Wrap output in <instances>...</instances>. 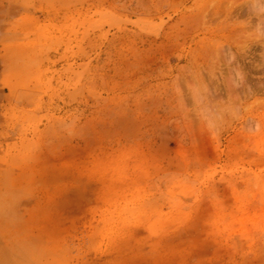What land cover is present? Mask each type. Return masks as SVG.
<instances>
[{
  "label": "rangeland",
  "instance_id": "obj_1",
  "mask_svg": "<svg viewBox=\"0 0 264 264\" xmlns=\"http://www.w3.org/2000/svg\"><path fill=\"white\" fill-rule=\"evenodd\" d=\"M15 255L264 264V0H0Z\"/></svg>",
  "mask_w": 264,
  "mask_h": 264
},
{
  "label": "crops",
  "instance_id": "obj_2",
  "mask_svg": "<svg viewBox=\"0 0 264 264\" xmlns=\"http://www.w3.org/2000/svg\"><path fill=\"white\" fill-rule=\"evenodd\" d=\"M9 258H10L11 262H15L13 264H20V262H21V261H19V263H18V256H16V255L15 256H10ZM19 260H21V259H19Z\"/></svg>",
  "mask_w": 264,
  "mask_h": 264
}]
</instances>
